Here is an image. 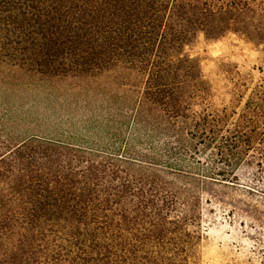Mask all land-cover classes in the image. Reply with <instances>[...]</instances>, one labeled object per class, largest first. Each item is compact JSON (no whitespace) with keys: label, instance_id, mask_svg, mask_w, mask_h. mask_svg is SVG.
Instances as JSON below:
<instances>
[{"label":"trees","instance_id":"obj_1","mask_svg":"<svg viewBox=\"0 0 264 264\" xmlns=\"http://www.w3.org/2000/svg\"><path fill=\"white\" fill-rule=\"evenodd\" d=\"M229 35L264 52V0H0V70L28 75L0 92L50 88L87 132L29 133L44 98L0 102V264H229L189 229L264 168V84L214 110L189 52Z\"/></svg>","mask_w":264,"mask_h":264},{"label":"rangeland","instance_id":"obj_2","mask_svg":"<svg viewBox=\"0 0 264 264\" xmlns=\"http://www.w3.org/2000/svg\"><path fill=\"white\" fill-rule=\"evenodd\" d=\"M189 52L200 60L202 71L211 88L210 104L214 110L222 111L227 107L230 111L237 109L238 113L241 112L251 92L258 85L264 84L263 50L234 35L210 43L200 38ZM24 73L18 69H1L0 78H7L8 81L26 80L28 75ZM112 82V78H107L100 85L107 87ZM49 90L50 88H40L39 93L33 96L23 89L0 92V102L8 100L14 103L27 99L29 102L34 97L35 100L44 98L46 102L40 108L30 109L25 105V110H19L27 119L39 117L43 121L42 129L33 125L35 127H29V133L60 134L67 138L64 140L87 135L79 125L62 123L57 126L59 121L56 118H82L85 116L84 110H77L75 105H72L74 108L51 109V100L45 96ZM63 97L67 100L87 99L84 95L75 98L65 94ZM20 125L24 128H20L22 132L28 128L25 121ZM63 132L66 135H62ZM201 162L204 163V159ZM216 196L214 203L201 207L205 220L201 226H189V229L198 231L201 236L202 256L207 250V255L213 262L264 264V168H243L239 172L237 185L230 191L217 189ZM230 222L232 225H229Z\"/></svg>","mask_w":264,"mask_h":264}]
</instances>
